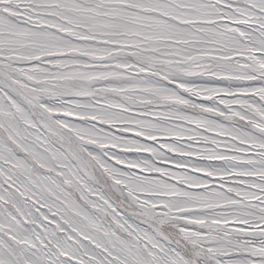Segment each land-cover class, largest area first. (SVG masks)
<instances>
[{"label": "snow or ice", "instance_id": "1", "mask_svg": "<svg viewBox=\"0 0 264 264\" xmlns=\"http://www.w3.org/2000/svg\"><path fill=\"white\" fill-rule=\"evenodd\" d=\"M0 264H264V0H0Z\"/></svg>", "mask_w": 264, "mask_h": 264}]
</instances>
